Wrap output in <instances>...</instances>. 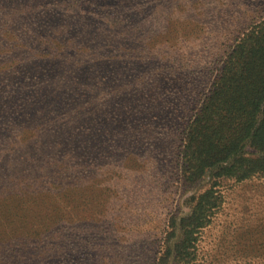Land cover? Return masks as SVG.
Wrapping results in <instances>:
<instances>
[{
  "label": "rangeland",
  "instance_id": "374dc122",
  "mask_svg": "<svg viewBox=\"0 0 264 264\" xmlns=\"http://www.w3.org/2000/svg\"><path fill=\"white\" fill-rule=\"evenodd\" d=\"M262 22L264 0H0V264H264V177L218 179L177 248L211 185L182 179L186 134Z\"/></svg>",
  "mask_w": 264,
  "mask_h": 264
},
{
  "label": "trees",
  "instance_id": "16d2710c",
  "mask_svg": "<svg viewBox=\"0 0 264 264\" xmlns=\"http://www.w3.org/2000/svg\"><path fill=\"white\" fill-rule=\"evenodd\" d=\"M245 36L226 57L203 114L186 134L182 179L193 187L210 178L211 185L190 199L192 212L180 219L185 232L183 245L177 247L182 262L193 257L200 234L223 205L218 179L243 183L264 177V22ZM174 235L171 231L167 245Z\"/></svg>",
  "mask_w": 264,
  "mask_h": 264
}]
</instances>
